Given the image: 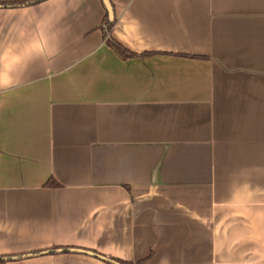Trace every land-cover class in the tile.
<instances>
[{"label":"crops","instance_id":"crops-1","mask_svg":"<svg viewBox=\"0 0 264 264\" xmlns=\"http://www.w3.org/2000/svg\"><path fill=\"white\" fill-rule=\"evenodd\" d=\"M34 1L0 0L6 264H264V0H110L127 60L103 0Z\"/></svg>","mask_w":264,"mask_h":264},{"label":"trees","instance_id":"trees-1","mask_svg":"<svg viewBox=\"0 0 264 264\" xmlns=\"http://www.w3.org/2000/svg\"><path fill=\"white\" fill-rule=\"evenodd\" d=\"M40 1H43V0H36L34 2H30V4H33V3H38ZM107 23H106V37H107V43L109 44V46L117 53V55L123 59V60H127V59H132V58H137V57H149V56H152L153 54H144V55H137L135 53H132L130 52L129 50H127L126 48H124L121 44H119L118 42H116L113 38H111L110 36V33L115 25V21L113 23L110 22L109 20V17L107 15ZM52 185V184H51ZM72 250V249H71ZM80 250V249H79ZM55 252L56 251H65L64 249H60V250H54ZM70 251V250H69ZM51 253V251H48ZM44 253V252H43ZM93 253V252H92ZM95 254V253H94ZM33 256V255H31ZM95 257L99 258L100 260H102L100 257H104V256H101L99 254H95ZM16 258L18 257H0V263L1 264H6L7 262H10V261H17ZM106 258V257H104ZM108 260H112L114 262H117L119 264H132V263H128V262H123V261H120V260H116V259H113V258H107ZM103 261V260H102ZM107 263V262H106ZM109 264V263H107Z\"/></svg>","mask_w":264,"mask_h":264},{"label":"water","instance_id":"water-1","mask_svg":"<svg viewBox=\"0 0 264 264\" xmlns=\"http://www.w3.org/2000/svg\"><path fill=\"white\" fill-rule=\"evenodd\" d=\"M103 3L107 9V12H108V15H109V20L111 23L114 22L115 20V15H114V11H113V7L111 5V2L110 0H103ZM71 252H75V253H82V254H88V255H91V256H95L94 253L92 252H89V251H84V250H79V249H72L70 250ZM45 254H50V252H45ZM32 257L31 255L29 256H21V257H18L16 258V260H22V259H26V258H30ZM104 262H107L109 264H119L117 262H114L112 260H108L107 258H104V257H100Z\"/></svg>","mask_w":264,"mask_h":264}]
</instances>
